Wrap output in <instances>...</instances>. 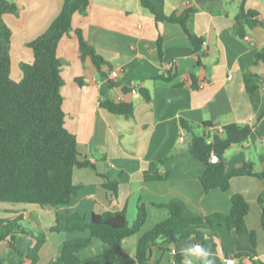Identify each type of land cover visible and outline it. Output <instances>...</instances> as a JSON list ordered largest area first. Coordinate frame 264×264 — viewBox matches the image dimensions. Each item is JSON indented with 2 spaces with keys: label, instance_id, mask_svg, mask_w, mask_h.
Segmentation results:
<instances>
[{
  "label": "crops",
  "instance_id": "crops-1",
  "mask_svg": "<svg viewBox=\"0 0 264 264\" xmlns=\"http://www.w3.org/2000/svg\"><path fill=\"white\" fill-rule=\"evenodd\" d=\"M64 1L16 0L19 14L4 16L13 32V80L21 81L22 65L33 63L34 52L28 44L50 28ZM242 6L256 12L261 24L247 28L244 38L236 30ZM186 8L194 9L190 31L203 40L201 64L182 27L156 23L138 0H89L86 13L74 15L73 30L60 41L58 57L63 61L65 126L77 138L80 161L89 163L74 171L73 183L80 190L66 207L10 204L0 210V220L19 218L31 234L45 235L38 264L56 262L66 241L91 239L88 230L53 232L58 222L64 224L74 214L84 216L88 224L95 214L126 211L134 223L139 207L144 206L148 214L145 226L126 239L121 250L91 239V245L78 255L85 261L108 254L127 264H139V239L171 217L167 205H180L185 218L228 215L235 195H242L250 208L242 234L225 223L213 228L194 225L179 233L180 240L174 244L159 246L164 241L160 239L151 247L147 264H179L177 258L186 264L184 250L198 243L211 253L208 259L213 264H225L226 256L238 264H264L262 208L258 203L264 180L236 177L228 191L206 192L202 178L207 164L192 155L193 138L204 132V126H212L209 144L215 134L224 136L229 125L250 127L249 138L226 151L225 171L231 173L252 163L255 173H264V86L249 93L244 82L248 72L264 80V64L256 63L257 54L264 53V0H165L169 16ZM76 30H81L111 65L102 70L115 82L113 88L90 59L82 60ZM112 71L118 76L112 77ZM142 91L148 92L149 100ZM107 99L131 104L133 114L111 113L101 105ZM183 122L193 131H185ZM105 177L118 183L116 196L103 187ZM34 245L32 235H18L14 247L8 238L0 243V257L20 261L17 252ZM240 255L245 257L235 258ZM187 259L203 264V257L189 255Z\"/></svg>",
  "mask_w": 264,
  "mask_h": 264
},
{
  "label": "trees",
  "instance_id": "trees-1",
  "mask_svg": "<svg viewBox=\"0 0 264 264\" xmlns=\"http://www.w3.org/2000/svg\"><path fill=\"white\" fill-rule=\"evenodd\" d=\"M147 9L156 23L179 24L195 48V59L201 64L203 40L193 34L188 26L194 9L186 8L179 14L167 15L165 0H138ZM89 0H65L62 12L50 28L36 40L29 43L34 52L32 64H23L22 80H13L12 73V37L13 32L5 22L7 14L18 15L19 7L15 2L0 0V203L37 205L40 207L60 208L69 206L80 187L73 183L75 169L89 166L81 162L77 150V138L65 126V112L61 88L64 81L61 75L63 61L58 57V47L65 35L73 30V18L76 13L85 14ZM258 14L241 7L236 17V30L244 38L246 29H253L260 24ZM82 60L90 59L98 72L108 79L113 88L116 84L102 70L111 65L97 53L85 39L81 30H76ZM162 54V41H158ZM264 64V53L257 54L256 63ZM249 93L257 91L261 82L258 75L252 72L244 77ZM129 92V90H125ZM149 100V94L142 91ZM102 107L117 115L131 116L133 106L125 102H114L110 99L101 103ZM187 132L193 128L182 123ZM204 132L193 138L192 155L207 164V171L202 178L206 192L214 189L228 191L231 180L236 177L253 176L264 180V173H255L252 163H248L231 173L225 171L224 155L233 145L246 141L251 133L250 127L229 125L225 135H214L212 144L208 143L212 126H204ZM212 153L219 156V163H212ZM149 176L146 179L149 180ZM104 188L114 196L118 194V183L105 177ZM262 208V226L264 229V193L258 200ZM171 217L154 229L145 233L138 242L137 261L147 264L149 251L164 240L159 246L171 245L180 240L179 233L194 225H206L210 228L225 223L230 230L243 233L245 218L249 213V204L242 195L232 198V209L228 215L216 214L210 217L185 218L178 204L167 205ZM148 214L144 206L138 209L134 223H130L126 211L95 214L90 223L81 214H74L66 223L58 222L53 232L90 231L91 239L101 241L116 250H121L124 241L138 235L145 226ZM18 235H32L35 245L32 248L18 251L22 260H7L0 257V264H38L39 253L45 243V235L31 234L21 224V219L0 220V243L10 239L11 247ZM91 239L66 241L61 256L52 264H127L113 255L103 254L88 260H81L79 254L91 245ZM227 258L229 256H226ZM245 256H236L242 259ZM179 264H183L177 258ZM255 264H260L254 262ZM262 264V263H261Z\"/></svg>",
  "mask_w": 264,
  "mask_h": 264
},
{
  "label": "clouds",
  "instance_id": "clouds-1",
  "mask_svg": "<svg viewBox=\"0 0 264 264\" xmlns=\"http://www.w3.org/2000/svg\"><path fill=\"white\" fill-rule=\"evenodd\" d=\"M184 252L186 256V264H192L191 260L187 259V256L189 255H194L198 259L203 257V264H213V261L208 259L211 253L207 250L196 248V247H189L185 249Z\"/></svg>",
  "mask_w": 264,
  "mask_h": 264
},
{
  "label": "built area",
  "instance_id": "built-area-1",
  "mask_svg": "<svg viewBox=\"0 0 264 264\" xmlns=\"http://www.w3.org/2000/svg\"><path fill=\"white\" fill-rule=\"evenodd\" d=\"M245 39L246 40H249L248 37H246ZM111 75H112V77L115 78V77L118 76V72L117 71H112L111 72ZM136 92H137L136 89L133 90V93H136ZM185 136H186V133H183L181 139L183 140L185 138ZM211 162L212 163H219L220 162L219 156L217 154H212V156H211ZM194 247L202 249V246L199 243L196 244ZM172 253L173 254H176V251L175 250H172ZM224 263L225 264H238L237 261H236V259H234V258H225Z\"/></svg>",
  "mask_w": 264,
  "mask_h": 264
},
{
  "label": "rangeland",
  "instance_id": "rangeland-1",
  "mask_svg": "<svg viewBox=\"0 0 264 264\" xmlns=\"http://www.w3.org/2000/svg\"><path fill=\"white\" fill-rule=\"evenodd\" d=\"M8 1L15 2L16 0H8ZM8 206H11L10 203L8 204L0 203V210H3L5 207H8ZM1 213H3V211Z\"/></svg>",
  "mask_w": 264,
  "mask_h": 264
}]
</instances>
